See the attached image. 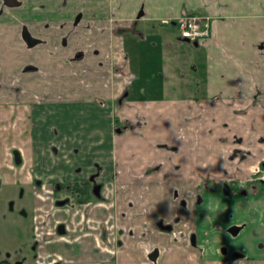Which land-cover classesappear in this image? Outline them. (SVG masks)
I'll return each instance as SVG.
<instances>
[{
    "label": "crops",
    "instance_id": "obj_1",
    "mask_svg": "<svg viewBox=\"0 0 264 264\" xmlns=\"http://www.w3.org/2000/svg\"><path fill=\"white\" fill-rule=\"evenodd\" d=\"M10 1L0 169L35 183L36 262L264 264V183L233 195L264 165V0ZM187 13L209 37L180 36ZM93 175L98 201L54 205Z\"/></svg>",
    "mask_w": 264,
    "mask_h": 264
},
{
    "label": "rangeland",
    "instance_id": "obj_2",
    "mask_svg": "<svg viewBox=\"0 0 264 264\" xmlns=\"http://www.w3.org/2000/svg\"><path fill=\"white\" fill-rule=\"evenodd\" d=\"M4 132L1 130L3 137ZM5 171L0 169L4 181L0 185V259L10 253L11 259H7L10 264H33L34 251L30 246L33 238L32 188L35 183L24 187L8 183L6 176L12 174L10 169L7 174L3 173Z\"/></svg>",
    "mask_w": 264,
    "mask_h": 264
},
{
    "label": "built area",
    "instance_id": "obj_3",
    "mask_svg": "<svg viewBox=\"0 0 264 264\" xmlns=\"http://www.w3.org/2000/svg\"><path fill=\"white\" fill-rule=\"evenodd\" d=\"M180 28V36L190 41H199L206 39L211 34V17L199 13H187L178 19ZM250 181H264V168L261 166H253L251 168ZM246 181H241L240 185H244Z\"/></svg>",
    "mask_w": 264,
    "mask_h": 264
},
{
    "label": "flooded vegetation",
    "instance_id": "obj_4",
    "mask_svg": "<svg viewBox=\"0 0 264 264\" xmlns=\"http://www.w3.org/2000/svg\"><path fill=\"white\" fill-rule=\"evenodd\" d=\"M123 126H119L118 128H117V130H123ZM1 130H2V128L0 127V141H1ZM120 131V132H121ZM15 150H17L16 148H14V149H12V151H11V157H12V161H13V164L15 165V166H19V165H16L15 164V154H14V151ZM19 151V150H18ZM20 152V151H19ZM21 154V153H20ZM21 158H22V156H21ZM23 160V159H22ZM23 163V162H22ZM22 165V164H21ZM255 166H261V167H263L264 168V166L263 165H255ZM250 177H251V169H250V176H249V178H247V179H243L244 181H246V183H244V185H240V182L241 181H243V180H240V181H238V182H235V183H233V186H235V188H236V190L234 191V193H233V195H236V194H239V193H242V191L243 190H245L246 188H247V184L248 183H250V182H252V183H264V181H262V180H256V181H250L249 179H250ZM90 180H92L93 181V186H92V191H93V193L95 194V195H98V197L100 198V184L99 183H97V181L95 180V176L93 175L89 180H86V181H90ZM84 182V181H83ZM2 183H4V181H3V176L1 175V173H0V185L2 184ZM15 185H19L20 187H24L23 186V184L22 183H19V184H15ZM57 185H59V183H57V184H54L53 186H52V196H53V200H54V205L56 206V198H55V193H54V189H55V187L57 186ZM22 189V188H21ZM99 198L98 199H96V200H93V201H98L99 200ZM62 199H64V198H62ZM92 200L91 201H89V202H93ZM89 202H87V203H89ZM81 204H86V203H81ZM78 205H80V204H77V205H75V206H65V207H71V208H74V207H76V206H78ZM11 207H13V205L11 206ZM56 207H59V206H56ZM159 226L162 228V229H166V230H171L172 229V226L171 225H167V224H165V223H163V222H160L159 223ZM234 228H237V229H239L240 227H234ZM31 242H32V245L30 246V248L34 251V262H33V264H38L37 262H36V256H37V254H36V248H37V242L34 240V238H32V240H31ZM10 255V253H8V254H6V258L4 257V258H1L0 259V262H1V264H6V262H8V257H10L9 256ZM241 254L239 253V252H234L233 253V258H235V259H237V257H239ZM12 257V256H11ZM10 257V258H11ZM9 263H10V261H9Z\"/></svg>",
    "mask_w": 264,
    "mask_h": 264
},
{
    "label": "trees",
    "instance_id": "obj_5",
    "mask_svg": "<svg viewBox=\"0 0 264 264\" xmlns=\"http://www.w3.org/2000/svg\"><path fill=\"white\" fill-rule=\"evenodd\" d=\"M92 183V180L59 183L54 189L56 206H75L98 199V195H95L92 191Z\"/></svg>",
    "mask_w": 264,
    "mask_h": 264
},
{
    "label": "water",
    "instance_id": "obj_6",
    "mask_svg": "<svg viewBox=\"0 0 264 264\" xmlns=\"http://www.w3.org/2000/svg\"><path fill=\"white\" fill-rule=\"evenodd\" d=\"M8 2H11L10 0H8ZM118 131H121L120 129ZM14 154H15V164L16 165H21L23 160L21 158V154L18 150H15L14 151ZM264 166V165H263Z\"/></svg>",
    "mask_w": 264,
    "mask_h": 264
}]
</instances>
